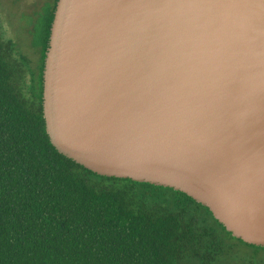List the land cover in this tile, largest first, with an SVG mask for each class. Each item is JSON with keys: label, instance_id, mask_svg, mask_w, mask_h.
Returning a JSON list of instances; mask_svg holds the SVG:
<instances>
[{"label": "water", "instance_id": "95a60500", "mask_svg": "<svg viewBox=\"0 0 264 264\" xmlns=\"http://www.w3.org/2000/svg\"><path fill=\"white\" fill-rule=\"evenodd\" d=\"M43 116L77 164L264 247V0H58Z\"/></svg>", "mask_w": 264, "mask_h": 264}, {"label": "trees", "instance_id": "16d2710c", "mask_svg": "<svg viewBox=\"0 0 264 264\" xmlns=\"http://www.w3.org/2000/svg\"><path fill=\"white\" fill-rule=\"evenodd\" d=\"M57 1L31 13L32 57L0 29V264H264V247L185 193L100 176L52 145L43 73Z\"/></svg>", "mask_w": 264, "mask_h": 264}, {"label": "rangeland", "instance_id": "374dc122", "mask_svg": "<svg viewBox=\"0 0 264 264\" xmlns=\"http://www.w3.org/2000/svg\"><path fill=\"white\" fill-rule=\"evenodd\" d=\"M41 0H0V29L6 39H11L18 44L19 51L32 57L29 50V40L26 29L31 20V13ZM37 59V57H36ZM242 254L249 255L251 252L240 245ZM232 264V263H225ZM237 264H249L245 259L237 260Z\"/></svg>", "mask_w": 264, "mask_h": 264}]
</instances>
